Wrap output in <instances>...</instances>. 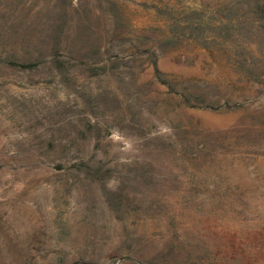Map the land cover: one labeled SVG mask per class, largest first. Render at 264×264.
Segmentation results:
<instances>
[{
  "label": "rangeland",
  "instance_id": "obj_1",
  "mask_svg": "<svg viewBox=\"0 0 264 264\" xmlns=\"http://www.w3.org/2000/svg\"><path fill=\"white\" fill-rule=\"evenodd\" d=\"M0 264H264V0H0Z\"/></svg>",
  "mask_w": 264,
  "mask_h": 264
}]
</instances>
